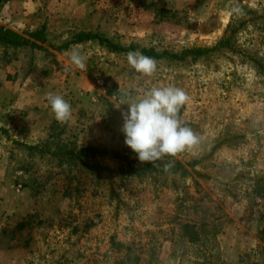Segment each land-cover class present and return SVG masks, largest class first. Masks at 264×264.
<instances>
[{
    "label": "rangeland",
    "instance_id": "1",
    "mask_svg": "<svg viewBox=\"0 0 264 264\" xmlns=\"http://www.w3.org/2000/svg\"><path fill=\"white\" fill-rule=\"evenodd\" d=\"M1 27L30 42L0 43V264H264V0H4ZM143 49L167 51L151 77L127 62ZM169 85L201 140L142 174L111 117Z\"/></svg>",
    "mask_w": 264,
    "mask_h": 264
},
{
    "label": "clouds",
    "instance_id": "2",
    "mask_svg": "<svg viewBox=\"0 0 264 264\" xmlns=\"http://www.w3.org/2000/svg\"><path fill=\"white\" fill-rule=\"evenodd\" d=\"M232 12L243 15L240 7H234ZM69 58L77 69L86 70L87 57L78 48L70 51ZM127 62L143 76L151 77L157 71L156 60L139 50L128 52ZM46 99L57 122L63 124L70 120L71 104L62 95L50 92ZM189 100L183 89L172 85L154 86L140 97L121 99L120 103L128 106L127 111L121 112L124 142L141 163L155 165L165 156L175 157L199 144L201 137L179 117L181 107ZM170 167L171 164H165L164 170L168 171Z\"/></svg>",
    "mask_w": 264,
    "mask_h": 264
},
{
    "label": "trees",
    "instance_id": "3",
    "mask_svg": "<svg viewBox=\"0 0 264 264\" xmlns=\"http://www.w3.org/2000/svg\"><path fill=\"white\" fill-rule=\"evenodd\" d=\"M4 3V0H0V4ZM38 36V35H35ZM92 39H98L100 43L102 44H106L107 46H109V48H111L112 50H121V49H125L123 47H119V45H117V43H115L113 41V39L109 38V37H105L103 35H101L100 33L97 32H91V31H80L78 33H76L73 38L68 42V45H70L71 43H79V42H83L85 40H92ZM30 42V40L28 38H26L24 35H21L20 33L10 29V28H5V27H1L0 28V43L4 44V45H10V46H16V47H20L23 45H26ZM129 50H131L130 48H128ZM192 51L194 52H201L202 49L198 48V49H193ZM141 52L143 54L146 55H152V56H163L167 53V51H164L163 53H156L153 50H147V49H143L141 50ZM204 52V49H203ZM111 124H113V127L111 128L112 130H114L115 132L117 130L121 131V127L120 129H118V124H119V119L118 117L114 116L111 117ZM122 126V125H121ZM122 133V131H121ZM93 149L92 147H87L86 150H91ZM165 164H171L168 163L167 161H162V162H156L155 165H152L151 163H145L143 164L140 168L139 171L144 174L147 172H155V171H165L164 170V165ZM180 164V163H179ZM178 163L176 164H171L174 165L175 167L179 165ZM187 171L186 169H184V174H186ZM201 230H199L195 225L193 224H186L184 227V230L186 232V234L190 237V241L192 243H198L201 239V237L203 236L204 233V229L200 228Z\"/></svg>",
    "mask_w": 264,
    "mask_h": 264
}]
</instances>
